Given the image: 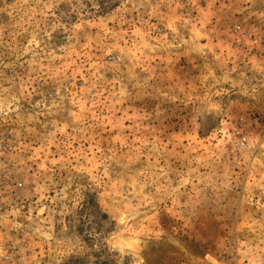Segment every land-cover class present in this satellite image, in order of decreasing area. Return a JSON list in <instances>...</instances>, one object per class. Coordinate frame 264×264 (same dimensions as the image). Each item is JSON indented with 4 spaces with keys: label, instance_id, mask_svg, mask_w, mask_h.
<instances>
[{
    "label": "rangeland",
    "instance_id": "1",
    "mask_svg": "<svg viewBox=\"0 0 264 264\" xmlns=\"http://www.w3.org/2000/svg\"><path fill=\"white\" fill-rule=\"evenodd\" d=\"M0 264H264V0H0Z\"/></svg>",
    "mask_w": 264,
    "mask_h": 264
},
{
    "label": "built area",
    "instance_id": "2",
    "mask_svg": "<svg viewBox=\"0 0 264 264\" xmlns=\"http://www.w3.org/2000/svg\"><path fill=\"white\" fill-rule=\"evenodd\" d=\"M240 146L243 147L245 146V143L243 141L240 142Z\"/></svg>",
    "mask_w": 264,
    "mask_h": 264
}]
</instances>
